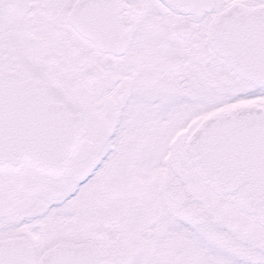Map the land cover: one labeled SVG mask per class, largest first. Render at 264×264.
<instances>
[{
	"label": "snow or ice",
	"instance_id": "snow-or-ice-1",
	"mask_svg": "<svg viewBox=\"0 0 264 264\" xmlns=\"http://www.w3.org/2000/svg\"><path fill=\"white\" fill-rule=\"evenodd\" d=\"M0 264H264V0H0Z\"/></svg>",
	"mask_w": 264,
	"mask_h": 264
}]
</instances>
